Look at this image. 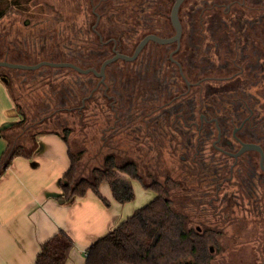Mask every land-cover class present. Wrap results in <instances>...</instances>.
Here are the masks:
<instances>
[{
	"label": "rangeland",
	"instance_id": "1",
	"mask_svg": "<svg viewBox=\"0 0 264 264\" xmlns=\"http://www.w3.org/2000/svg\"><path fill=\"white\" fill-rule=\"evenodd\" d=\"M25 2L26 0H22L21 5L18 2L10 3L0 20L2 61L9 59L38 63L53 55L56 60L79 59L86 64L93 60L99 62L102 50L111 53L107 57L112 56L113 43L109 45V49L103 47L92 30L97 23V14L102 16L100 29L107 31V36L119 40L122 53L132 54L140 40L149 33H172L170 13L175 0ZM184 7L185 5L181 11L182 19ZM143 55L142 66L139 61L133 64L119 61L109 69V84L112 85L115 80L118 92L124 93V80L127 81L128 98L133 108L132 119L150 118L156 103H163L161 98H157L167 95L161 94L162 91L159 90V96H154L157 91L151 89L153 79L154 88L158 83L150 68L152 64H149L152 62L150 49ZM0 71L15 79L10 88L16 102L26 112L24 126L14 134V147L24 143L25 151L32 148L33 133L38 130L29 129L31 125L42 124L41 130H58L62 134L66 133L65 128L68 127L71 129V148L79 156V178H92V170L102 166L105 157L111 153L116 154L122 162L134 159L139 167H144L142 172L147 184L157 179L164 183L171 176L177 184L170 190L169 198L174 208L186 216L187 227L198 232H202L199 231L200 228L213 229L216 233L215 241L208 245L213 249L210 264L249 260L251 248L248 245H256V239H261L258 230L264 229V172L243 168L241 171L236 170L231 176L217 164L219 157L212 142L199 150L197 137L193 141V147L184 149L188 135H183L181 130L180 133L176 131L181 129V125L176 124L173 128L168 126L165 119L167 114L160 118L159 131L150 132L146 137L147 141L143 138L145 146H141V141L136 138L140 133L129 136L126 133L111 135L108 131L104 132L112 114L108 102L101 97L98 102L87 104L82 121L74 112L55 110V104L59 103L58 92L66 90L70 94L73 91L74 94H79L82 86H90L88 78L74 77L73 71H57L58 74L47 73L48 68L36 72L22 69ZM77 78L80 80L79 84L75 80ZM166 130L168 134L162 132ZM263 130L264 126L259 129L261 136ZM193 131L189 136H195ZM130 154L134 157L131 158ZM254 162L259 166L257 158ZM230 163L231 161L228 164ZM219 191L220 201H217L215 197ZM211 201L214 206L210 205ZM240 244L244 246L240 247ZM223 245L230 246L229 250H225Z\"/></svg>",
	"mask_w": 264,
	"mask_h": 264
},
{
	"label": "flooded vegetation",
	"instance_id": "2",
	"mask_svg": "<svg viewBox=\"0 0 264 264\" xmlns=\"http://www.w3.org/2000/svg\"><path fill=\"white\" fill-rule=\"evenodd\" d=\"M184 5L182 19L181 11ZM179 18L182 25L179 40L167 43L149 41L134 60L118 59L108 64L102 75V65L116 54L132 56L146 36L156 35L161 39H171L177 35V30L170 13L172 33H149L140 40L132 54H126L120 51L118 39L107 36L109 33L100 29L102 16L97 14V23L92 30L103 47L109 49V45L113 43L112 56L107 57L111 53L102 50L99 62L93 60L84 64L79 59L56 60L53 55L47 56L44 61L70 62L85 70L95 69L98 74L94 71L83 74L72 68L47 65L37 70L25 71L36 72L48 68L47 73L57 71L61 73L70 70L73 71L74 77L88 78L90 86H82L80 95L74 94V91L72 94L66 90L58 92L59 103L55 104V110L82 111L87 109L89 102L96 103L101 97L108 102L112 114L107 120L105 133L107 131L111 135L126 133L129 136L140 133L136 138L141 141V146H145L143 138L147 141L146 137L150 132L159 131L160 118L167 114L165 116L167 125L172 128L176 124L181 125V129L176 131L180 133L181 130L183 135H188L184 149L189 150L193 147V141L197 137L199 150H203L206 144L212 142V147L219 157L217 164L231 176L236 170L241 171L243 168L264 172L260 166L259 151L247 150L241 153L243 144L251 143L259 145L264 151V130L262 136L259 131L264 126V0H185L180 8ZM149 49L153 57L149 63L152 64L150 68L158 83L154 88L153 79L151 89H156L155 97L159 96L157 95L159 90L162 91L161 94L167 95L157 98H161L163 103H156L150 118L132 119L133 108L128 98L127 81L124 80V93L118 92L115 80L112 81V85L109 84V69L119 61L127 64L139 61L142 66L143 54ZM3 61L25 65L43 62L9 59ZM1 69L20 70L8 67H0ZM5 75L8 74L0 71V79L7 78V85H11L15 79ZM78 78L75 80L79 84ZM177 86L182 90L180 91V87ZM70 95L75 99L69 97ZM168 130L162 132L168 134ZM192 131L194 137L189 136ZM256 158L259 166L254 162ZM219 194L220 191L215 197L217 201H220ZM210 205L214 206L212 201ZM199 231L204 230L200 228ZM258 233L261 239H256V245L250 243L248 245L251 248L249 260L241 262L231 260L230 264H264V229L258 230ZM223 246L225 250H229L230 246Z\"/></svg>",
	"mask_w": 264,
	"mask_h": 264
},
{
	"label": "crops",
	"instance_id": "3",
	"mask_svg": "<svg viewBox=\"0 0 264 264\" xmlns=\"http://www.w3.org/2000/svg\"><path fill=\"white\" fill-rule=\"evenodd\" d=\"M20 119L14 96L0 79V162L14 137L7 129ZM36 141L31 156L14 157L0 177V264H35L42 245L60 231L74 242L66 264H85L94 242L156 197L133 181L136 197L126 204L114 200L107 183L100 193L109 206L91 190L66 201L61 180L71 165L69 147L56 134L38 135Z\"/></svg>",
	"mask_w": 264,
	"mask_h": 264
},
{
	"label": "trees",
	"instance_id": "4",
	"mask_svg": "<svg viewBox=\"0 0 264 264\" xmlns=\"http://www.w3.org/2000/svg\"><path fill=\"white\" fill-rule=\"evenodd\" d=\"M21 1L0 0V20L10 3L18 2L21 5ZM27 2L29 0L25 3ZM8 87L13 95L10 85ZM23 108L16 102L21 119L15 126L7 129L9 133L12 131L15 134L24 126L26 112ZM85 112L86 108L74 111V114L76 113L77 118L82 121ZM41 127L42 124H38L29 128L33 131L38 130L33 133V145L29 151L24 150V143L14 147L12 140L15 138L12 137L0 162V177L11 165L14 157L31 156L38 145L36 141L38 135L56 134L67 143L71 160L70 168L61 180L63 198L66 201L83 197L91 190L109 206L110 202L100 193V186L103 183L110 186L114 200L120 204L135 200L133 181L142 182L144 187L156 193V197L150 203L137 209L115 229L94 242L87 251L85 264H210L212 255L208 245L215 241L216 233L213 229L198 232L187 227L186 216L174 208L169 198L170 190L177 184L171 176H168L164 183L157 179L147 184L142 172L144 167H139L134 159L122 162L116 154L111 153L105 157L102 166L92 170V178H79V156L73 152L69 142L71 129L66 127V133L62 134L58 130L43 131ZM73 247L72 238L66 232L60 231L42 245L35 264H66Z\"/></svg>",
	"mask_w": 264,
	"mask_h": 264
},
{
	"label": "water",
	"instance_id": "5",
	"mask_svg": "<svg viewBox=\"0 0 264 264\" xmlns=\"http://www.w3.org/2000/svg\"><path fill=\"white\" fill-rule=\"evenodd\" d=\"M185 2V0H176L174 5H173V8H172V12H171V20H172V23L175 27V29L177 30V35L174 37V38H171V39H161L159 37H157L156 35H148L146 36L140 43L139 45L137 46L134 54L132 56H128V55H125V54H116L114 57L108 59L107 61L104 62V64L102 65V75H104V72H105V68L108 64L118 60V59H124L126 61H132L134 60L138 55L139 53L141 52V50L144 48V46L149 42V41H157V42H160V43H167V42H171V41H174V40H179L180 37H181V34H182V25H181V22H180V18H179V11H180V8L182 6V4ZM28 23H26L27 25ZM51 66V67H58V68H62V67H66V68H72V69H75L76 71L80 72V73H83V74H86L90 71H94L96 74L97 71L95 69H82L80 68L79 66L73 64V63H70V62H61V63H57V62H47V61H43V62H40L38 64H35V65H25V64H16V63H11V62H8V61H0V67H8V68H14V69H22V70H37L39 69L40 67L42 66ZM2 81H4L6 84H8V79L7 78H2ZM1 136V134H0ZM247 150H257L261 153V162H260V166H261V169L264 171V151L263 149L257 145V144H243V147H242V150H241V153L244 152V151H247ZM62 203H64V200H61Z\"/></svg>",
	"mask_w": 264,
	"mask_h": 264
},
{
	"label": "built area",
	"instance_id": "6",
	"mask_svg": "<svg viewBox=\"0 0 264 264\" xmlns=\"http://www.w3.org/2000/svg\"><path fill=\"white\" fill-rule=\"evenodd\" d=\"M86 256H87V253H86Z\"/></svg>",
	"mask_w": 264,
	"mask_h": 264
}]
</instances>
